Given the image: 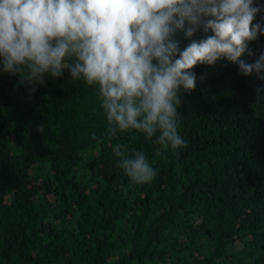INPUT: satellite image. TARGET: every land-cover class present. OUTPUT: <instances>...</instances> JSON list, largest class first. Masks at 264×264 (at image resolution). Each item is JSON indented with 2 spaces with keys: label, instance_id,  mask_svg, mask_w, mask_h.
I'll list each match as a JSON object with an SVG mask.
<instances>
[{
  "label": "trees",
  "instance_id": "obj_1",
  "mask_svg": "<svg viewBox=\"0 0 264 264\" xmlns=\"http://www.w3.org/2000/svg\"><path fill=\"white\" fill-rule=\"evenodd\" d=\"M249 49L254 63L264 34ZM195 73L173 151L110 137L98 86L67 69L42 85L0 71V264H264V80L226 60ZM117 144L145 155L151 183L130 181Z\"/></svg>",
  "mask_w": 264,
  "mask_h": 264
},
{
  "label": "clouds",
  "instance_id": "obj_2",
  "mask_svg": "<svg viewBox=\"0 0 264 264\" xmlns=\"http://www.w3.org/2000/svg\"><path fill=\"white\" fill-rule=\"evenodd\" d=\"M260 11L254 0H0V71L42 85L67 69L98 86L110 137L137 130L176 151L187 147L181 90L196 89L198 66L226 60L264 80V53L243 59L264 34L254 23ZM178 32L189 41L183 47ZM114 153L133 184L155 179L143 153L121 144Z\"/></svg>",
  "mask_w": 264,
  "mask_h": 264
},
{
  "label": "rangeland",
  "instance_id": "obj_3",
  "mask_svg": "<svg viewBox=\"0 0 264 264\" xmlns=\"http://www.w3.org/2000/svg\"><path fill=\"white\" fill-rule=\"evenodd\" d=\"M100 150L98 143H93L91 146L85 148L82 152L81 160H89L93 158Z\"/></svg>",
  "mask_w": 264,
  "mask_h": 264
}]
</instances>
